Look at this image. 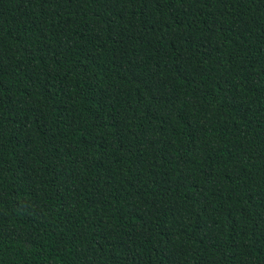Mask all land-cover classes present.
<instances>
[{
    "label": "trees",
    "instance_id": "obj_1",
    "mask_svg": "<svg viewBox=\"0 0 264 264\" xmlns=\"http://www.w3.org/2000/svg\"><path fill=\"white\" fill-rule=\"evenodd\" d=\"M0 264H264V0H0Z\"/></svg>",
    "mask_w": 264,
    "mask_h": 264
}]
</instances>
